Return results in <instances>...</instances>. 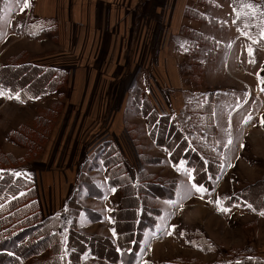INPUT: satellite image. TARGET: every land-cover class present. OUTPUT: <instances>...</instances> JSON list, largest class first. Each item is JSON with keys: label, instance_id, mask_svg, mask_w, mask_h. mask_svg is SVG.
<instances>
[{"label": "rangeland", "instance_id": "obj_1", "mask_svg": "<svg viewBox=\"0 0 264 264\" xmlns=\"http://www.w3.org/2000/svg\"><path fill=\"white\" fill-rule=\"evenodd\" d=\"M210 1V15L225 18L229 12L224 1L216 0L218 6L214 4L215 0ZM257 1L261 11L254 14L256 23H248L246 29H241L245 37L233 40L231 46L232 49L235 47L233 52L230 50L227 53L226 48L222 49V54L215 59V52L218 53L221 50L218 44L209 43L203 38H196L190 34L191 40L184 47L186 55L191 48L195 49L196 46L201 45L195 49V61L179 59L172 61V65L179 67L181 64L182 66L187 63L192 64L188 68L189 73L180 72L178 77L174 70L170 72L166 66L160 67L156 60L144 58L147 53H139L138 61L136 58H129L128 62L120 64L115 75L110 76L105 72H98L94 85H91L93 89L83 92L78 101L74 96L72 102L77 103L69 104L68 107L66 101L72 96L69 87V85L72 86L70 69L73 68L69 64H76L78 60L55 57L54 61L47 63L49 65L42 64V66L55 68L59 75L61 86L55 92L21 101L17 95L0 89V151L10 153L14 157L23 158L26 148L13 141L10 134L22 126L31 127L35 116L42 115L46 109L57 111L54 105L56 103L61 105L57 119H51V130L46 136L45 144L40 146L42 149L35 159L38 161L33 164V160L16 167H0V171L8 170L16 175L26 174L34 182L38 191L41 215L53 216V212H56L62 216L59 233L63 243H65L68 225L64 220L66 217L63 216L65 203L62 198L68 192L70 196L75 190L78 193L83 192L82 185L79 182L78 186L76 185V172L80 174L83 171L89 177L92 174L93 180L102 182L104 176L108 180L111 167L103 165L102 158L96 155L95 150H92L89 155L91 150L86 148L82 153L83 157L80 156L78 159V163L72 157V160L67 163L58 164L56 162L54 164L57 161L55 159L60 156L59 152L61 157L65 151L68 153L71 149L62 152L61 147L63 145L66 148L72 146V142L77 138L83 139L86 146L91 143L95 137V134L91 133L94 129V114H101L104 116L103 120H107L112 113L113 116L116 114L121 105L123 92H118L117 98L111 101L110 91L107 103H105L107 91L119 82L117 79L123 80L122 87L128 88V81L135 75L139 87L144 89L150 87L151 95L148 93L150 95L148 98L152 100V97H155V100L159 101L161 112L164 111V114L171 117L188 141L189 148L196 152L205 164L208 161L211 162L209 169L212 171L214 168L218 169L212 180L210 177V189H207L192 182V172L183 164H178L174 168L170 166L167 150L154 146L148 152L143 153L141 150L139 152L137 143L146 144V139L139 132L136 137L138 142L135 144L137 159L121 152L115 138L104 141H111L116 147L117 153L113 154L110 159L117 167H120L119 160L121 159L133 182L138 183L137 171L141 162L139 154H141L142 162L149 164L144 161L145 155L149 153L152 156H160L162 163L149 166L146 170L159 173V178L162 179L175 178L178 185L177 193L174 192L172 200L155 198L146 203L152 211H157V213L150 212L149 217L146 216L149 227L142 233L139 243L146 251L143 252L141 261L139 258L136 264H152L148 259L149 251L156 249L176 250L175 255L186 256L183 261H171L170 264H222L233 262L243 254L264 259V215H262L264 212L255 211L250 205H244L240 198L255 202L257 199L255 195L261 193L258 203H264V123H262L264 121V90H262L264 89V0ZM149 2L139 3L134 0L136 7L140 8ZM5 10L6 8H4V13ZM200 30L204 29L200 28ZM223 31L221 25L218 27L210 25L208 34L210 37H218L222 40L225 38L224 45L227 46L233 36L230 35V30L227 33ZM154 46H157V43L140 44L145 52L149 47ZM241 46L243 48L238 53L237 49ZM148 56L150 57V54ZM10 59L0 64L7 65ZM24 61L32 63L34 60L26 55ZM83 62L86 60L83 59ZM179 79L182 80L181 84H179ZM91 86L86 85L84 91L89 87L92 88ZM181 97L183 100L180 99ZM209 97L213 99L211 116L206 112ZM99 98H102L103 105ZM174 99L177 100L179 111L174 108ZM83 103L86 105L84 106ZM214 109L215 117L213 116ZM62 117H64L63 121ZM135 117L136 119L132 114L128 117L125 115L122 120L124 122L128 119L131 122L134 120L135 125L142 127V119L136 115ZM211 125L215 128L213 134ZM62 126L67 133L59 134ZM50 142H54L51 145L55 147L54 150H48ZM157 152L162 155H158ZM55 168L59 171H53ZM47 180L50 184L49 189L46 186ZM96 188L95 186V190L98 189ZM245 188L250 189L248 193L240 194ZM90 192L95 194L93 191ZM231 198L234 200L229 202ZM76 200H78V195H76ZM79 205L84 208L81 204ZM142 207V204H139L138 214L140 215L143 213ZM81 214L86 216L85 213L80 212L78 217ZM130 216L128 214L126 218ZM119 226L120 229L130 228L126 224ZM94 236L106 238L101 235ZM140 246L139 248L142 247ZM47 255L43 253L37 258L44 259ZM136 255L140 256L138 253ZM83 260L90 263L107 264L103 261H92L93 259L87 255L83 257Z\"/></svg>", "mask_w": 264, "mask_h": 264}, {"label": "crops", "instance_id": "obj_2", "mask_svg": "<svg viewBox=\"0 0 264 264\" xmlns=\"http://www.w3.org/2000/svg\"><path fill=\"white\" fill-rule=\"evenodd\" d=\"M18 1L4 0L2 4L0 14V63H5L4 61L10 58V60H12L19 55H23V60L26 55H29L30 59L34 60L31 62L33 64L36 63V65L47 64L49 61H54V59H56L55 57L65 58L67 60H78L76 64H69L73 66V68L70 69V75L72 76L70 83L72 86L69 85V87L72 91V96L66 101L68 107L69 104L75 105L77 103L74 101L72 102L74 96L78 101L83 92L93 89L92 86L94 85V80L98 72L102 71L110 74V76L115 75L118 72L120 64L122 65L128 62L129 58H136V61H138L139 53H147V56H144V58L156 60L160 67L166 66V69L170 70V72L174 70L177 77L180 72L185 71L189 73L188 68L192 64L187 63L185 66L181 64L179 67L178 65H172V61H176V59L183 61L196 60L195 49L201 44L196 46L195 49L191 48L188 55H186L184 49L191 40L190 34L196 38L201 37L209 43L216 42L221 50L220 52L218 51V53L217 51L215 52V59H218V55L222 54V49L226 48L227 53H229L230 50L233 52L235 49V47L233 49L231 48L233 40L238 37H245L244 31L241 29H246L248 23L255 24L256 15L254 14L260 13L261 11V7L257 0H223L229 12L226 14L225 18L210 15V0H153L143 8L136 7L134 0ZM214 4L218 6L216 0ZM4 8H6L5 13ZM136 22H139V24H136ZM210 25L214 27L221 25L224 30L223 33H227L228 30H230V35L233 36V38L229 41L227 46L224 45L225 38L222 40L218 37H210L208 34L210 32ZM197 27H199V29ZM200 28L204 30H200ZM210 40L212 41L210 42ZM145 42L157 43V46L149 47L145 52L140 47V44ZM243 46L237 49L238 53H240ZM6 47H8L7 50H5ZM148 54H150V57ZM83 59H85L86 62L82 63ZM207 64H209V62ZM117 80L119 82L116 83L113 88L108 91L105 89V92L107 91L108 93L105 97V103H107L110 91L111 101L117 98L118 92L122 91L123 95L121 97V105L118 107L119 110L114 116L112 113L111 117L107 120H103V115L95 113L94 121L92 120L94 129H90L91 133L95 134V137L91 143L86 146L83 139L79 140V138H77L72 142V146L66 148L65 145H63L60 149L62 152L69 149L71 150H69L68 153L65 151L62 157L59 152L60 156L55 159L57 161H55L54 164H56V162H58V164L67 163L72 160V157L75 158V160H77L76 163H78L80 156L83 157L82 153L85 148L89 151L91 150L89 153L90 155L92 150H95L99 144L107 139L111 140L113 138L116 139L121 152L128 157L134 156L137 159L138 155L135 153V144L138 142L136 138L138 132L143 134L142 137L146 139V144L137 143L139 152L140 150L143 151V153L145 151L148 152L154 148V146L163 149L157 147L150 139L147 121L134 111L129 110L128 106L131 99L130 92L136 87L147 97L158 113L164 114V111L162 113L160 110L161 107L158 105L159 101L157 102L155 97L153 98L152 96V100L148 98V96L151 95L150 87L146 89L139 87L137 85V80H135V75L128 81V88L122 87L123 80ZM181 82L182 80L179 79V84H181ZM86 85H92V88L89 87L84 91ZM111 85L109 87H111ZM180 99L183 100L182 97ZM99 100L102 104V98H99ZM174 100V108H177V111H179V105L176 103L177 100ZM83 105L85 106L86 104L83 103ZM99 106L100 104L98 107ZM111 111L113 112V110ZM131 114L135 119V115L142 119L143 122L139 121L142 123V127L135 125L134 120H132V122L129 121V119L125 122L122 120L125 115L128 117ZM213 116L215 117V109L213 111ZM63 118L64 117L61 118L62 121ZM90 123L92 124V122ZM63 128L62 126L60 130L58 129L61 131L59 134H63L64 132L67 133ZM135 128H137V130H135ZM55 136L56 132L53 137L55 138ZM75 136L77 135L75 134ZM53 144L54 142H50L47 147L48 150L55 149V147H51ZM157 153L158 155H162L160 152ZM140 156L141 154H139L141 162L139 163V170L137 171V181L138 173L143 170L150 175L160 177L159 173L149 172L146 169L149 166L161 164L162 158L160 156H152L148 153V155H145L146 157L159 159L160 161L144 164ZM37 161L38 160H34L33 164ZM170 166L174 168L176 165L170 162ZM53 171H59V169L55 168ZM75 175L76 185L78 186L79 173L76 172ZM91 176L92 174L90 177ZM103 178L104 181L96 182V180H93L91 177L95 186L100 190V197L88 194V191L84 187H82L83 192L81 191L78 193V191L75 190L76 195H78V203L100 217L99 220L94 221L88 218L87 215L83 216L81 214L77 219L76 225L78 231L82 234L89 236H105L111 240L113 244H116V229L118 231L119 225L122 224L121 220L124 218L122 217L119 220L120 214H124L122 210V187H111L106 180V176ZM129 179L132 185L136 186L138 184L137 182H133L131 177H129ZM173 180L176 179L174 178ZM49 185V181L47 180L46 186L48 189ZM176 186L175 193H177L178 190V185L176 184ZM106 188L107 190L105 191ZM36 193L38 201L37 188ZM70 197V192H68V194L64 195L62 198L65 203V213L63 216L66 217L64 220L68 226L70 223V215L67 202ZM136 197L140 204L142 197L138 194H136ZM153 199L155 198H147L146 203L149 201L151 202ZM52 215L58 216L60 220L59 226H61L62 216L56 212H53ZM42 217L45 218L48 216ZM156 220H158V217H156ZM105 223L107 224L105 225ZM145 251L143 246L138 249L137 253L138 255L140 254V256H138V259L140 258L139 261H141V257ZM175 251L176 250L163 251L162 249L150 250L148 259L152 264H170L171 261H183L184 258H186V256H181V254L175 255Z\"/></svg>", "mask_w": 264, "mask_h": 264}, {"label": "trees", "instance_id": "obj_3", "mask_svg": "<svg viewBox=\"0 0 264 264\" xmlns=\"http://www.w3.org/2000/svg\"><path fill=\"white\" fill-rule=\"evenodd\" d=\"M3 2L4 0H0V14ZM60 86L61 81L55 68L25 62L23 55L13 58L7 65L0 64V89L17 95L21 101L53 93ZM130 96L129 110L147 121L148 135L155 145L169 152V160L173 165L183 164L190 169L192 182L195 185L210 189V177L212 180L218 169L214 168V171L209 169L211 162L205 164L201 157L189 148L188 141L171 117L158 113L139 88H133ZM212 100L209 97L206 108L209 116L212 115ZM54 107L57 111L46 109L42 115L36 116L31 127L22 126L10 134L13 141L26 148V154L23 158H16L10 153L0 151V167H16L37 159L42 149L40 146L45 144L46 136L51 130V119H57L61 105L56 103ZM213 126L211 125L212 134L215 130ZM95 151L96 155L102 158L103 165L111 167L107 180L109 186L122 187L124 214H120L119 220L124 217L121 223L129 225L130 228H119L118 231L116 229V244L107 238L80 233L76 226L80 212L94 221L99 220L100 217L89 209L82 208L74 193L67 202L70 223L63 243L59 233L58 216L43 218L41 215L34 182L26 174L16 175L8 170L0 171V264H97L84 261L85 255L95 261L108 264L137 263L136 254L142 233L149 227L146 222L147 217L150 212L157 213L146 205V199L150 197L172 200L177 182L141 171L138 173V184L134 186L121 159L120 167L112 163L113 160L110 158L117 153V149L111 141L98 145ZM144 161L148 163L160 160L145 157ZM81 172L78 175L79 184L88 191V194L93 191L95 194L92 195L100 197V190L97 188L95 190L91 178ZM249 190L245 188L240 194L248 193ZM136 194L142 197L141 215L138 214L139 203ZM237 197L239 198L240 195ZM255 197L257 198L255 202L240 198L244 205H250L255 211L264 212V203H258L261 193ZM128 214L131 215L130 218H126ZM43 253H47V257L38 259L37 257ZM222 264H264V259L243 254L233 262Z\"/></svg>", "mask_w": 264, "mask_h": 264}, {"label": "built area", "instance_id": "obj_4", "mask_svg": "<svg viewBox=\"0 0 264 264\" xmlns=\"http://www.w3.org/2000/svg\"><path fill=\"white\" fill-rule=\"evenodd\" d=\"M136 1L139 2V3H145V2H149L151 0H136Z\"/></svg>", "mask_w": 264, "mask_h": 264}, {"label": "snow or ice", "instance_id": "obj_5", "mask_svg": "<svg viewBox=\"0 0 264 264\" xmlns=\"http://www.w3.org/2000/svg\"><path fill=\"white\" fill-rule=\"evenodd\" d=\"M27 6V5H26ZM262 90H264V89H262ZM262 123H264V121H262ZM199 190V189H198ZM262 215H264V213H262Z\"/></svg>", "mask_w": 264, "mask_h": 264}]
</instances>
